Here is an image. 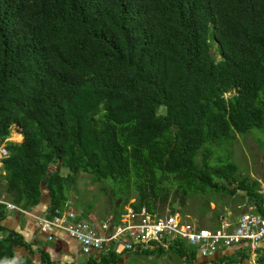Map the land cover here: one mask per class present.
Instances as JSON below:
<instances>
[{
	"label": "trees",
	"instance_id": "1",
	"mask_svg": "<svg viewBox=\"0 0 264 264\" xmlns=\"http://www.w3.org/2000/svg\"><path fill=\"white\" fill-rule=\"evenodd\" d=\"M12 125L23 137L6 141L0 198L21 208L40 201L43 182L46 213L62 210L83 173L113 183L116 215L131 197L137 211L184 213L189 194L207 191L220 194L205 200L217 218L244 195L264 215L258 178L220 152L264 131V0H0V142ZM7 211L0 202V264L20 246L29 251L15 264H37ZM169 249L179 264H207L182 240L74 264Z\"/></svg>",
	"mask_w": 264,
	"mask_h": 264
},
{
	"label": "built area",
	"instance_id": "2",
	"mask_svg": "<svg viewBox=\"0 0 264 264\" xmlns=\"http://www.w3.org/2000/svg\"><path fill=\"white\" fill-rule=\"evenodd\" d=\"M0 142V165L7 155L6 141ZM14 140V139H13ZM260 192L264 195V189ZM9 210L27 213L28 210L0 198ZM247 209L238 214L236 219L225 220L218 229H209L198 223L185 221L179 212H167L156 215L145 208L135 210L126 206L119 214L98 220L78 217V213L63 208L48 215L46 212L37 217L41 229H58L77 240L84 254L98 255L110 248L117 250H136L152 247L154 243L167 246L173 240H182L195 247L197 254L210 255L221 247L245 243L249 248L250 264H264L256 252L259 243H264V215ZM52 238V236H48ZM154 242V243H152ZM186 264V263H180Z\"/></svg>",
	"mask_w": 264,
	"mask_h": 264
},
{
	"label": "rangeland",
	"instance_id": "3",
	"mask_svg": "<svg viewBox=\"0 0 264 264\" xmlns=\"http://www.w3.org/2000/svg\"><path fill=\"white\" fill-rule=\"evenodd\" d=\"M17 132L19 133L17 134ZM20 133L18 127L12 125L10 132L11 138L17 141L19 139L21 140L23 135H20ZM225 143L226 148L220 150L223 158H226V152L231 151V159L243 173L250 174L254 177L256 175L263 176L264 131L254 129L251 133L238 135V139L227 140ZM231 144H233L232 150L228 147ZM212 159L215 160L216 158L213 157ZM215 163H218V161H215ZM62 171L65 173L68 170L63 167ZM111 184L113 183L109 180H105L102 183L92 182L88 174H77L75 182L69 190V195H73L74 197L73 205L79 210L80 218L86 219V216L82 213L83 209L89 206H91L89 213L92 212L99 220L110 218L116 213L114 205L117 194L114 193L115 188ZM173 190L170 196L177 198L178 195H174ZM208 195L212 198H220V194H216L215 191H207V195L206 193L189 194L185 206H183L185 212H181V217H187L185 221L198 223L202 227L213 228L214 224H217V213L211 208L215 206L214 202V205L209 204L210 208L207 207V201L205 200L208 198ZM132 200L133 198L131 197L129 202ZM129 202L125 207L129 206ZM228 202L230 205L235 204L231 198L228 199ZM175 205L179 206L178 200L175 202ZM168 211L169 206L166 205L164 213ZM89 219L92 218L89 217ZM126 255L127 258L123 257L121 264H179L176 254L171 249L166 250L164 253H158L156 251H129ZM75 257L81 260V262H84L86 255L77 252Z\"/></svg>",
	"mask_w": 264,
	"mask_h": 264
},
{
	"label": "crops",
	"instance_id": "4",
	"mask_svg": "<svg viewBox=\"0 0 264 264\" xmlns=\"http://www.w3.org/2000/svg\"><path fill=\"white\" fill-rule=\"evenodd\" d=\"M256 177L260 181L259 191H261L264 189V172H263V176L256 175ZM239 192H242V190H239ZM73 198H74L73 195H69V200L65 204L64 208L74 210L76 211V213L79 214V210L73 205V201H74ZM237 202L238 204H234L232 206L227 205L230 207H224L225 211L222 214H220L219 218H217V224H214L213 228L210 227H206V228L212 230L218 229L220 228V225L223 221L225 220L234 221L239 213L247 209H252L254 207L252 200L247 195H244V198H240L239 200H237ZM211 204L214 205L213 202H211ZM48 206H49V197L48 199H45V201L40 202L38 206L34 208L38 212H41L40 213L41 215L47 211ZM18 212L19 211L15 209L14 210L8 209L6 216L3 219L4 224L7 228L15 229L18 232H20L24 240L31 243L30 249L32 250V254H35L33 255V258L34 261H37V264H47V260H44L45 255L43 256L42 252H44L47 258H49L51 261L68 262L70 264L81 262V260H78L75 257V254L77 252L82 253L80 250V244L77 240L68 236L63 231L55 228L44 230L45 232L49 233V235L52 236V238H48L45 236L42 237L39 234H37V232L40 231L38 228V221H37V217L39 215L36 217L34 216L26 217L24 213L19 212L20 213L19 215ZM18 215L20 216L19 219H18ZM88 215L90 218H92V220L95 221L99 220L97 217L94 216L92 212L88 213ZM259 246L264 248V243L260 242ZM17 250L16 251L19 253L20 257L28 253V249H26L25 246H20L17 248ZM249 251L250 250L248 246L245 243H242V244L231 245L228 247H221L210 255L207 256L199 255V257L200 260L206 259L207 264H250L251 259H250ZM256 252L259 255L264 253V250L260 249L259 251ZM203 256H205V258H203ZM123 257L127 258V255L124 254ZM219 257H223L224 260H222L221 262L212 261L213 259ZM182 263H186V262H182Z\"/></svg>",
	"mask_w": 264,
	"mask_h": 264
},
{
	"label": "water",
	"instance_id": "5",
	"mask_svg": "<svg viewBox=\"0 0 264 264\" xmlns=\"http://www.w3.org/2000/svg\"><path fill=\"white\" fill-rule=\"evenodd\" d=\"M41 190H42V193H41L40 201H39L34 207L38 206V204H39L40 202L45 201V199H48V197H49V193H48L47 189L45 188L43 182H42ZM49 204H50V202H49ZM34 207H33L32 209H28V212H27V213H24V215H25L26 217H29V216H34V217H36V216L40 215L41 212H38L37 210H35ZM18 213H19V212H18ZM19 215H20V213H19ZM19 215H18V219L20 218ZM37 221H38V220H37ZM93 221L96 223L95 220H93ZM38 228H39L40 231L37 232V234H39V235L42 236V237H44V236H45V237H48L49 233L45 232L44 230H41L39 224H38ZM19 231H20V230H19ZM16 248H17V246H16ZM16 250H17V249H16ZM15 253H16L15 263H18L19 260H20V256H19V253H18L17 251H15ZM203 258H205V256H203ZM35 262L37 263V261H35Z\"/></svg>",
	"mask_w": 264,
	"mask_h": 264
},
{
	"label": "clouds",
	"instance_id": "6",
	"mask_svg": "<svg viewBox=\"0 0 264 264\" xmlns=\"http://www.w3.org/2000/svg\"><path fill=\"white\" fill-rule=\"evenodd\" d=\"M19 130V129H18ZM20 131V130H19ZM21 132V131H20ZM22 134V133H21ZM12 264H15V261L12 262Z\"/></svg>",
	"mask_w": 264,
	"mask_h": 264
},
{
	"label": "flooded vegetation",
	"instance_id": "7",
	"mask_svg": "<svg viewBox=\"0 0 264 264\" xmlns=\"http://www.w3.org/2000/svg\"><path fill=\"white\" fill-rule=\"evenodd\" d=\"M30 245H31V243H30ZM28 251H29V249H28ZM33 255H35V254H33ZM33 255H31L32 257H33ZM34 259V258H33Z\"/></svg>",
	"mask_w": 264,
	"mask_h": 264
},
{
	"label": "bare ground",
	"instance_id": "8",
	"mask_svg": "<svg viewBox=\"0 0 264 264\" xmlns=\"http://www.w3.org/2000/svg\"><path fill=\"white\" fill-rule=\"evenodd\" d=\"M18 133H19V132H17V134H18ZM17 134H16V135H17Z\"/></svg>",
	"mask_w": 264,
	"mask_h": 264
}]
</instances>
